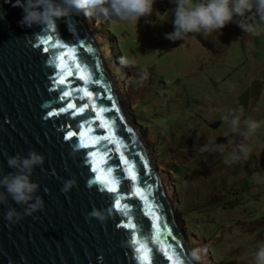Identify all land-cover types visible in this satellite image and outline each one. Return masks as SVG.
Wrapping results in <instances>:
<instances>
[{
	"label": "water",
	"instance_id": "1",
	"mask_svg": "<svg viewBox=\"0 0 264 264\" xmlns=\"http://www.w3.org/2000/svg\"><path fill=\"white\" fill-rule=\"evenodd\" d=\"M22 3L0 0V172L13 171L11 156L42 154L31 179L45 206L10 223L8 208H23L11 197L0 204V264H191L179 216L82 16L28 27ZM89 153L111 168L117 191L98 181ZM94 209L103 221L87 215Z\"/></svg>",
	"mask_w": 264,
	"mask_h": 264
},
{
	"label": "rangeland",
	"instance_id": "2",
	"mask_svg": "<svg viewBox=\"0 0 264 264\" xmlns=\"http://www.w3.org/2000/svg\"><path fill=\"white\" fill-rule=\"evenodd\" d=\"M174 8L173 0H155L151 15L128 21L80 15L117 86L128 85V115L166 193L171 189L198 264H255L264 245V124L248 141L242 132L244 119L264 121V22L253 9L246 15L257 35L244 32L236 17L220 30L172 41L165 34L175 30ZM240 108L233 132L230 120ZM143 117L152 125H137ZM211 121L219 124L210 128ZM242 142L251 153L231 164L218 151H201L216 144L227 153ZM192 221L203 234L188 230Z\"/></svg>",
	"mask_w": 264,
	"mask_h": 264
},
{
	"label": "clouds",
	"instance_id": "3",
	"mask_svg": "<svg viewBox=\"0 0 264 264\" xmlns=\"http://www.w3.org/2000/svg\"><path fill=\"white\" fill-rule=\"evenodd\" d=\"M155 0H23L18 4L23 9L22 25L42 26L43 30L57 27L59 18H67L83 13L87 17L99 16L104 19L117 21L137 20L142 16H149L153 12ZM174 32L166 33L165 38L176 41L183 40L190 33H209L220 30L226 24L233 22L234 18L239 27L246 33L257 35L258 28L255 22H249L252 17L246 14L255 10L256 16L264 22V0H173ZM239 115H233L230 120L231 130H239L243 108L235 111ZM227 119V118H224ZM245 129L242 132L243 140L248 141L254 136L257 129L264 121H256L251 117L244 119ZM218 151L224 155V163L231 164L240 159H247L251 153V146L242 142L231 152L225 153V145H206L201 151ZM45 157L35 150H30L27 156L16 154L8 158V167L13 171L4 174L0 172V204H7L8 198L23 208L17 211L9 207L5 213V219L10 223H19L24 216L43 210L45 202L36 195L40 185L33 182L31 177L37 166L43 165ZM76 180L69 179L63 182L62 193L69 192L76 186ZM44 191L47 193L48 189ZM103 221L104 214L99 210H93L87 214ZM199 250L190 252L191 264H198ZM255 264H264V245H261L254 254Z\"/></svg>",
	"mask_w": 264,
	"mask_h": 264
},
{
	"label": "snow or ice",
	"instance_id": "4",
	"mask_svg": "<svg viewBox=\"0 0 264 264\" xmlns=\"http://www.w3.org/2000/svg\"><path fill=\"white\" fill-rule=\"evenodd\" d=\"M69 93L65 92L64 93V96H68ZM89 95H91V93H89ZM63 111V109H62ZM82 111V109H81ZM88 155L92 156L93 157V160H92V164H93V168H92V171L93 172H96L98 173V176H97V179L98 181L103 184L107 189L108 191H112V192H115L117 191L116 187H114V185L116 184V181L111 179V168L107 169V170H104L103 169V164H97V153H89ZM126 163V161H125ZM133 179H135V177L133 176ZM117 207H120V204H119V200L117 201ZM126 207V206H125ZM137 252H141V253H144L146 250L143 249V248H137L136 249ZM142 259H144L145 261V264H150V261L148 260V258L146 256H142ZM168 260H173V257L172 256H168Z\"/></svg>",
	"mask_w": 264,
	"mask_h": 264
},
{
	"label": "trees",
	"instance_id": "5",
	"mask_svg": "<svg viewBox=\"0 0 264 264\" xmlns=\"http://www.w3.org/2000/svg\"><path fill=\"white\" fill-rule=\"evenodd\" d=\"M111 41H107V43H110ZM118 50V49H117ZM117 53H118V55L120 54L119 53V51H117ZM115 57H117V56H115ZM133 115H135L134 113H132ZM137 114H138V111H137ZM137 123V125H143V126H151L152 125V123L150 124L149 123V120L147 119V118H141L140 119V121H137L136 122ZM214 123H217V125L219 124V122L218 121H211L210 123H209V127L210 128H215V127H212L211 125L212 124H214ZM156 128H157V130H158V126L156 125ZM160 133V132H159ZM164 149V148H163ZM163 149H161L160 150V153H162V155H165V154H167V151H164ZM175 187H176V185H175ZM177 188V187H176ZM178 193H180V192H178ZM177 196H178V201H179V203H180V209H182V212L184 213V216H183V218L187 221V219H189V218H187L186 217V215H185V207L183 208L182 207V198H181V196H180V194H177ZM182 207V208H181ZM190 220V219H189ZM188 230H190L193 234H197L198 235V233L199 232H202V234H203V230H202V227H201V225L200 224H198V223H195L194 221H192L191 223H190V227H188ZM198 230V231H197ZM204 236V235H203ZM205 238H206V236H204Z\"/></svg>",
	"mask_w": 264,
	"mask_h": 264
},
{
	"label": "bare ground",
	"instance_id": "6",
	"mask_svg": "<svg viewBox=\"0 0 264 264\" xmlns=\"http://www.w3.org/2000/svg\"><path fill=\"white\" fill-rule=\"evenodd\" d=\"M111 73H112V71H111ZM118 80V79H117ZM120 86V87H119ZM119 89L121 90V92H123V94L125 95V96H122L121 95V93H120V90H119V93H120V96L122 97V99H123V101H125L124 100V98L125 99H127L128 98V94L126 93V91H128V90H126V86L128 87V85L127 84H123L122 82H120L119 81ZM126 90V91H125ZM130 91V90H129ZM129 95H131V94H129ZM161 168V170H162V168L163 167H160ZM164 169V168H163ZM163 177H164V175H163ZM167 193H168V196L170 195V196H172V193H171V189L168 187V190H167ZM171 198V197H170ZM169 202H170V205H171V207L174 209V205H173V203L171 202V200L169 199ZM190 247V246H189ZM190 249H191V247H190ZM192 250V249H191ZM200 264H205L203 261H201V263Z\"/></svg>",
	"mask_w": 264,
	"mask_h": 264
}]
</instances>
